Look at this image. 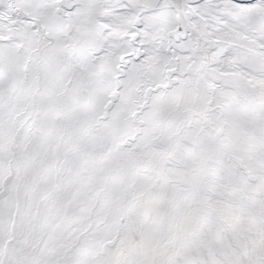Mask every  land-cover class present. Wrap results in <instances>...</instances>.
<instances>
[{
  "label": "snow or ice",
  "instance_id": "6c2138e0",
  "mask_svg": "<svg viewBox=\"0 0 264 264\" xmlns=\"http://www.w3.org/2000/svg\"><path fill=\"white\" fill-rule=\"evenodd\" d=\"M0 264H264V0H0Z\"/></svg>",
  "mask_w": 264,
  "mask_h": 264
}]
</instances>
